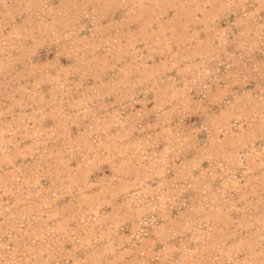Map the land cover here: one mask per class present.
<instances>
[{"label":"rangeland","instance_id":"1","mask_svg":"<svg viewBox=\"0 0 264 264\" xmlns=\"http://www.w3.org/2000/svg\"><path fill=\"white\" fill-rule=\"evenodd\" d=\"M0 264H264V0H0Z\"/></svg>","mask_w":264,"mask_h":264}]
</instances>
